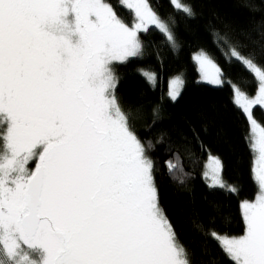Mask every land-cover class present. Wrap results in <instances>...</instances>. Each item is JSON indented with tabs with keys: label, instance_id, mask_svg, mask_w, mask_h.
<instances>
[{
	"label": "snow or ice",
	"instance_id": "snow-or-ice-1",
	"mask_svg": "<svg viewBox=\"0 0 264 264\" xmlns=\"http://www.w3.org/2000/svg\"><path fill=\"white\" fill-rule=\"evenodd\" d=\"M122 2L134 13L131 27L107 0H0V264H192L159 205L154 145L142 143L119 104L113 69L144 55L139 33L150 27L171 46L176 37L148 0ZM169 2L195 16L190 3ZM213 36L225 63H240L257 84L252 97L233 86L232 102L257 137L250 150L258 192L240 203L242 235L196 227L232 264H264V127L253 118L264 106V63L226 35ZM193 59L204 82L230 83L203 50ZM140 74L155 87L156 73ZM183 84L181 76L169 80L172 100ZM165 165L183 184L179 151ZM204 167L210 190L237 192L223 180L219 157L209 153Z\"/></svg>",
	"mask_w": 264,
	"mask_h": 264
},
{
	"label": "trees",
	"instance_id": "trees-1",
	"mask_svg": "<svg viewBox=\"0 0 264 264\" xmlns=\"http://www.w3.org/2000/svg\"><path fill=\"white\" fill-rule=\"evenodd\" d=\"M149 1L172 27L175 45H169L154 26L147 33H139L144 55L113 65L117 76L115 95L122 109L131 113V124L138 138L146 145L148 141L154 145L149 155L154 161L159 205L173 226L178 242L192 254V264H232L217 242L196 225L202 224L205 230L214 229L229 236L243 234L240 203L254 200L258 189L251 178L253 152L249 120L233 104L231 84L249 96L255 95L257 84L240 63H225L213 42V34L226 35L231 43L243 45L245 53L255 51L257 62L264 63V37L260 35L264 31L260 27L264 25V0H183L195 12L191 19L174 10L169 0ZM107 2L125 23H133V12L121 0ZM171 18H175L174 25ZM199 50L210 54L230 83L216 86L199 80L193 60V54ZM140 69L156 73L155 87L146 82ZM178 74L183 75L184 86L172 100L168 82ZM154 108L158 109L156 120L152 116ZM253 116L264 127V107L255 106ZM161 136L164 143H157ZM169 145L173 146L171 151ZM176 151L187 173L186 176L177 173L183 184L169 175L165 165ZM209 153L221 158L223 180L234 186L236 193L207 187L203 172Z\"/></svg>",
	"mask_w": 264,
	"mask_h": 264
},
{
	"label": "rangeland",
	"instance_id": "rangeland-1",
	"mask_svg": "<svg viewBox=\"0 0 264 264\" xmlns=\"http://www.w3.org/2000/svg\"><path fill=\"white\" fill-rule=\"evenodd\" d=\"M121 2H122V0H121ZM122 4L123 5H125L126 6V4H124L123 2H122ZM148 4L150 5V7L153 9V11H155L154 10V8L152 7V5H151V3H150V1L148 0ZM133 15H134V13H133ZM118 17H120V16H118ZM121 18V17H120ZM122 19V18H121ZM123 20V19H122ZM124 21V20H123ZM133 23H135V17H134V21H133ZM133 23L131 24V25H129L130 27L133 25ZM200 51L201 50H199V51H197V52H195L194 54H193V57L195 56V55H197V54H199L200 53ZM206 54H208L209 56H210V54L209 53H207L205 50H203ZM211 57V56H210ZM212 58V57H211ZM213 59V58H212ZM194 60V59H193ZM195 62V61H194ZM196 63V62H195ZM196 65H197V63H196ZM197 67H198V65H197ZM176 76H181L182 78H183V75L182 74H178V75H175V76H172V77H170V79L171 78H173V77H176ZM169 79V80H170ZM225 79V78H224ZM199 80L200 81H202V82H204L203 80H202V78H201V76H200V73H199ZM226 80V79H225ZM183 81H184V78H183ZM206 83V82H205ZM168 84H169V82H168ZM209 84V83H208ZM212 85V84H211ZM232 85V87L233 86H236V87H238L237 85H235V84H231ZM183 86H184V84H183ZM182 89H183V87H182ZM182 89H181V91H182ZM181 91H180V93H181ZM180 95V94H179ZM178 97V96H177ZM250 97H252V96H250ZM264 107V106H263ZM253 118H254V116H253ZM257 124L260 126V127H263L259 122H257ZM251 144L253 143V141L254 140H256L257 139V137H255L254 135H253V133L251 132ZM212 156H215V157H219V156H217V155H214V154H211ZM209 156V155H208ZM219 159L221 160V158L219 157ZM222 162V161H221ZM35 161H32V162H30V164H29V167L30 168H35ZM206 163H208V158H207V161H206ZM222 178H223V175H222Z\"/></svg>",
	"mask_w": 264,
	"mask_h": 264
}]
</instances>
